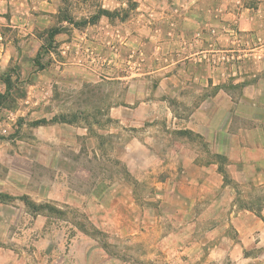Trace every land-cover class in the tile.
<instances>
[{
  "label": "rangeland",
  "instance_id": "1",
  "mask_svg": "<svg viewBox=\"0 0 264 264\" xmlns=\"http://www.w3.org/2000/svg\"><path fill=\"white\" fill-rule=\"evenodd\" d=\"M54 2L56 25L63 17L60 9H68L77 18L89 16L99 5L116 13L86 28H90L93 46L76 47L68 54L61 53L58 44L53 49L48 44L40 49L42 54L51 49L41 61L47 70L53 64L55 72L86 68L92 72L86 81L75 73V77L67 76V72L46 82L31 78L33 68L43 72L35 66L32 48H27L23 60L12 61L9 66L0 62V72L11 78V97L1 119L9 111L24 108L29 97L40 102L30 106V113L46 114L50 120L56 116V122L62 123L71 138L64 174L39 168L24 188L0 183L4 189L0 191V264H169L171 259L158 246L157 238L158 225L171 226L163 214L172 211L165 203L163 183L176 175L180 158L169 152L182 147L180 139L191 144L195 136L173 129L174 116L164 104L149 113L145 107L136 114L132 110L134 89L142 90L144 82L156 85L161 75L154 77V82L141 78L138 86L137 78L128 73L170 72L172 68L188 69L194 63H204L220 72H243L230 78V83L248 76L249 83L260 84L264 81V50H251L260 40L239 35L232 41L228 38L232 31L223 21H230L231 8L264 6V0ZM62 24L69 39L77 37L72 25ZM175 31L180 38L181 33L189 36L191 44L180 42L167 53H154L157 48L149 43L153 33L170 36ZM46 33L36 36L40 39ZM4 36L25 49L27 40L18 31L7 30ZM140 39L141 45L136 43ZM200 42L202 59L189 61L194 57L188 53ZM20 72H25L24 76L28 72L29 78L21 80ZM164 96L156 90L150 93L151 98ZM43 100L46 104L42 105ZM175 102L176 106L184 104ZM119 104L129 107L124 112V124L110 117L111 108ZM262 108L264 116V104ZM172 111L180 119L192 110L179 107ZM143 116L148 119L142 120ZM61 117L66 118L64 122ZM26 120L18 116L8 133L0 134V142L30 138L32 121ZM143 121L145 124L138 127ZM85 128L87 134L82 135ZM134 137L141 143L134 142ZM10 149L15 156L18 149ZM4 170L0 162V177H4Z\"/></svg>",
  "mask_w": 264,
  "mask_h": 264
},
{
  "label": "crops",
  "instance_id": "2",
  "mask_svg": "<svg viewBox=\"0 0 264 264\" xmlns=\"http://www.w3.org/2000/svg\"><path fill=\"white\" fill-rule=\"evenodd\" d=\"M231 9L230 21H223L228 31H232L228 38L232 41L239 35L249 40L257 38L260 43L251 50L263 51L262 3L256 7ZM55 15L54 0H0V62L9 66L12 61L23 60L27 48L34 50L35 58V54L49 43L47 35L38 39L36 34L56 26ZM87 27L80 32L74 27L77 37L72 39L64 32L56 35L60 52L68 54L76 47L93 46L95 42L88 36L90 28ZM7 30L18 31L26 38L25 49L5 38ZM181 34L182 38L178 31L171 32L170 36H159L154 32L149 43L157 48L154 53H167L180 42L191 44L192 39ZM136 43L141 45L142 40ZM200 44L202 42L188 53L194 57L189 61L202 59L199 55L204 51ZM53 66L42 69L43 72H35L33 68L31 78H42L46 82L67 72V76L75 77L72 74L75 73L86 81L92 75L86 68L80 72L78 69L55 72ZM239 73L243 72H220L204 63H194L188 69L172 68L170 72L128 73L137 78L135 84L138 86L143 79L152 82L154 77L161 75L156 85L144 82L142 90L134 89L132 104L135 107L132 110L136 114L145 107L149 113L164 104L174 116L173 129L195 136L191 144L187 139H180L182 147L169 152L180 158L176 175L163 183L167 190L166 206L169 203L172 207L171 212L163 211V214L166 213L165 218L171 226L158 225L157 234L158 246L171 259L169 264H264V81L249 83L247 76L230 83V78ZM24 75L25 72H20L21 80L28 79L30 74ZM5 77V73L0 72V93L7 89ZM153 90L165 93L163 99L151 98ZM177 100L184 104L176 106ZM45 101L41 104H46ZM34 103L40 102L28 97L24 100V108L12 112L17 117H26V121L50 120L46 114L30 113L29 108ZM179 107L192 111L186 118L179 119L172 111ZM125 110H129L127 105H114L110 117L114 122L124 124ZM141 119L148 118L143 116ZM144 124V121L139 122L138 127ZM31 128V137L26 140L0 142V162L6 168L4 177H0L1 184L6 182L24 188L39 168L64 174L63 165L68 160L66 150L71 139L66 128L58 122ZM81 134L86 135L87 129ZM133 141L141 143L137 137ZM13 146L18 149L15 156L10 149Z\"/></svg>",
  "mask_w": 264,
  "mask_h": 264
},
{
  "label": "trees",
  "instance_id": "3",
  "mask_svg": "<svg viewBox=\"0 0 264 264\" xmlns=\"http://www.w3.org/2000/svg\"><path fill=\"white\" fill-rule=\"evenodd\" d=\"M136 3L137 2H134L133 5L136 6ZM114 11L107 9V8L103 7L102 5H99V6H97V9L93 13H91L89 16L77 18L70 11H68V9L66 11H63L60 9L59 14L61 15L63 13V17L60 18V20H61V22H59L60 24L54 26L53 28L48 30L46 33V35L49 38L48 46L52 49L56 48V46H53V45H57L56 41H55L56 35H58L62 32H65V30H66V26H64L62 23L66 22L69 25H72L73 27H75L76 29H81V28L87 27L89 25L96 24L102 17L111 18L112 15L116 13ZM49 47L47 48L48 50H46L43 54H42L41 50H39L36 57L34 58V63L36 65V67H38V69H40V70L46 68V66L41 61L44 59V55H47L51 52V49ZM42 49H44V47H42ZM4 81L7 85V89L4 93H0V118H1V115H2L4 108L6 107L7 100H9V98L11 97V78H10V76H6L4 78ZM65 119H66L65 117H61L60 120H63L61 122H64ZM56 121H57V117L55 116L51 120H47V119L36 120V121L32 122V125L37 126L40 124L56 123Z\"/></svg>",
  "mask_w": 264,
  "mask_h": 264
},
{
  "label": "built area",
  "instance_id": "4",
  "mask_svg": "<svg viewBox=\"0 0 264 264\" xmlns=\"http://www.w3.org/2000/svg\"><path fill=\"white\" fill-rule=\"evenodd\" d=\"M16 118L17 114L15 112H7L6 115L0 119V134L8 133L9 128L15 123Z\"/></svg>",
  "mask_w": 264,
  "mask_h": 264
}]
</instances>
